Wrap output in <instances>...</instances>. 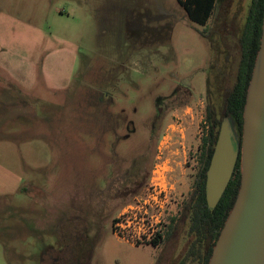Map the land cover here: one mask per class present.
Instances as JSON below:
<instances>
[{
    "label": "rangeland",
    "instance_id": "1",
    "mask_svg": "<svg viewBox=\"0 0 264 264\" xmlns=\"http://www.w3.org/2000/svg\"><path fill=\"white\" fill-rule=\"evenodd\" d=\"M251 1L219 0L204 35L177 0H0V264H179L187 221L130 245L114 220L162 162L180 216L206 108L219 114L237 80ZM183 79L190 96L162 122L149 173L157 98L172 103Z\"/></svg>",
    "mask_w": 264,
    "mask_h": 264
},
{
    "label": "water",
    "instance_id": "2",
    "mask_svg": "<svg viewBox=\"0 0 264 264\" xmlns=\"http://www.w3.org/2000/svg\"><path fill=\"white\" fill-rule=\"evenodd\" d=\"M243 120L240 144L230 118L223 119L207 171L206 198L213 211L240 160L239 192L209 264H264V21Z\"/></svg>",
    "mask_w": 264,
    "mask_h": 264
},
{
    "label": "trees",
    "instance_id": "3",
    "mask_svg": "<svg viewBox=\"0 0 264 264\" xmlns=\"http://www.w3.org/2000/svg\"><path fill=\"white\" fill-rule=\"evenodd\" d=\"M177 2L193 23L204 28L202 33L205 35L208 21L213 16L219 0H177ZM263 21L264 0H252L239 38L241 59L236 83L227 94L225 107L219 114L210 105L206 108L204 133L199 148L193 190L190 199L183 203L180 216L172 217L165 231L166 241L178 230L180 221L188 222L191 241L179 264H209L213 248L236 201L241 184L240 160L223 197L213 211L209 209L206 198L207 171L225 117L230 118L241 144L247 90L261 44Z\"/></svg>",
    "mask_w": 264,
    "mask_h": 264
},
{
    "label": "built area",
    "instance_id": "4",
    "mask_svg": "<svg viewBox=\"0 0 264 264\" xmlns=\"http://www.w3.org/2000/svg\"><path fill=\"white\" fill-rule=\"evenodd\" d=\"M177 123L181 138H184L182 124L178 121ZM168 139L167 133L159 146L157 157L159 160L164 154ZM163 163L155 166L145 193L124 207L115 218L113 233L119 240L136 245L161 241L165 238V231L170 224L168 219L178 214L176 209L179 198L174 196V186L167 182V170Z\"/></svg>",
    "mask_w": 264,
    "mask_h": 264
},
{
    "label": "flooded vegetation",
    "instance_id": "5",
    "mask_svg": "<svg viewBox=\"0 0 264 264\" xmlns=\"http://www.w3.org/2000/svg\"><path fill=\"white\" fill-rule=\"evenodd\" d=\"M184 84H186L184 86ZM181 86L177 87L174 89L173 93L171 94L172 97H176L178 95V97H176L174 99V101L171 103H167L163 106L158 105V101L161 100V98H157V109H156V115L153 119V121L151 122V126H150V131H149V141L152 142L153 144V148H152V157H151V163L149 165V170L148 172L151 173L152 171V164L154 162V160L157 159L158 157V153H156L157 150V141L159 138V134L161 129L163 128V121L165 120V118L167 117L168 113L171 112L173 110V108H175V106L173 105L174 102H178L181 101L184 96H190V92L188 91V82H186V80H181ZM181 87H185V90L181 89ZM137 132V128L134 127V122H130L129 124V129L126 132L127 134L125 136H121L122 134L117 132V136H116V140L115 142L118 144L120 141H125L128 140L132 134H135ZM122 137V138H121Z\"/></svg>",
    "mask_w": 264,
    "mask_h": 264
}]
</instances>
